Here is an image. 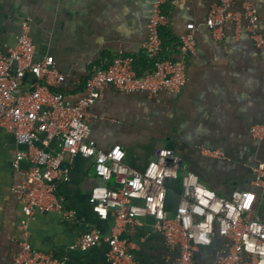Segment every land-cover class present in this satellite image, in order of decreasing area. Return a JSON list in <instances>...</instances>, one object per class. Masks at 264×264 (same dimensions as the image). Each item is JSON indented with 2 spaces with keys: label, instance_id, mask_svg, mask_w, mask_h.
<instances>
[{
  "label": "crops",
  "instance_id": "crops-1",
  "mask_svg": "<svg viewBox=\"0 0 264 264\" xmlns=\"http://www.w3.org/2000/svg\"><path fill=\"white\" fill-rule=\"evenodd\" d=\"M155 0H0V49L14 47L31 19L35 60L51 57L66 75L58 85L66 97L77 101L85 93V82L93 64L105 62L120 51L142 58L143 42ZM218 0H174L166 5L175 40L195 26L196 52L188 68V82L179 94L162 90L122 92L107 86L91 107L90 137L99 148L121 144L126 161L144 169L160 149L179 152L201 179L213 190L230 196L246 189L255 195L254 213L264 220V190L255 183L254 167L264 162V136L256 137L255 125L264 127V45L258 46L244 14L247 4L259 14L264 34V0H234L230 7L239 13L227 21L218 34L207 25ZM140 70H143L141 63ZM42 146L41 142L37 143ZM52 146L58 149V141ZM28 144L0 125V264H16L20 250L23 204L14 187L30 167L27 160L15 169L13 162ZM204 149L221 150L212 155ZM100 177L91 158L77 155L71 179L58 187V195L74 210L68 221L57 211H37L30 222V241L43 251L68 253L72 264H109V243L102 240L86 250L70 249L79 236L99 230L109 235L115 223L93 209L92 189ZM180 184L168 196V211H175ZM142 223L127 226L125 236L140 264H174L180 249L170 248L153 224L151 215ZM218 242L202 247L198 264H216Z\"/></svg>",
  "mask_w": 264,
  "mask_h": 264
},
{
  "label": "built area",
  "instance_id": "built-area-1",
  "mask_svg": "<svg viewBox=\"0 0 264 264\" xmlns=\"http://www.w3.org/2000/svg\"><path fill=\"white\" fill-rule=\"evenodd\" d=\"M173 1H154L149 33L142 45L148 66L140 72L136 59L123 51L95 63L85 82V93L77 101L69 100L58 88L66 75L51 57L35 60L31 19L23 22L14 47L8 52L0 49V125L20 143L29 145L27 151L17 153L13 162L17 170L22 161L30 163L24 179L14 187L25 213L20 223L16 264H72L68 253L35 248L30 241V222L37 211H57L68 221L73 220L74 210L66 206L57 190L71 179L77 155L91 158L97 176L106 181L93 186V209L104 219L113 215L115 223L109 235L99 230L82 234L70 245L71 250H86L106 240L109 264H140L125 231L129 224L142 223V216L151 215L155 218L154 228L163 234L167 245L180 249L174 264H198V251L216 242V264H264V220L254 213L253 192L237 189L230 196L218 193L175 149H160L144 169H138L126 161L123 145L103 150L90 137L91 107L107 86L122 92L146 91L150 95L162 90L179 94L186 87L199 27H193L163 51L162 29L169 27L171 21L166 5ZM233 2L218 0L210 10L206 23L215 33L227 21L239 17L230 8ZM244 14L256 44L263 46L257 9L247 4ZM252 132L261 138L264 127L255 125ZM53 141H58V149L52 146ZM204 150L212 155L223 154L221 150ZM254 171L255 183L264 190V162L256 165ZM177 182V208L169 213L168 196Z\"/></svg>",
  "mask_w": 264,
  "mask_h": 264
},
{
  "label": "trees",
  "instance_id": "trees-1",
  "mask_svg": "<svg viewBox=\"0 0 264 264\" xmlns=\"http://www.w3.org/2000/svg\"><path fill=\"white\" fill-rule=\"evenodd\" d=\"M162 37H163V51H166L168 46H171L178 41L171 37L170 30L168 27H164L162 29ZM138 63H141L142 68L144 70L148 66L149 60L146 55H143L142 58L136 59V65L139 71L141 72L142 70H140ZM176 184L178 185L179 182H177Z\"/></svg>",
  "mask_w": 264,
  "mask_h": 264
},
{
  "label": "water",
  "instance_id": "water-1",
  "mask_svg": "<svg viewBox=\"0 0 264 264\" xmlns=\"http://www.w3.org/2000/svg\"><path fill=\"white\" fill-rule=\"evenodd\" d=\"M99 182H100V183H106V181H105L103 178H101V177H100ZM169 213H170V212H169ZM253 216H254V215H252V217H253Z\"/></svg>",
  "mask_w": 264,
  "mask_h": 264
}]
</instances>
